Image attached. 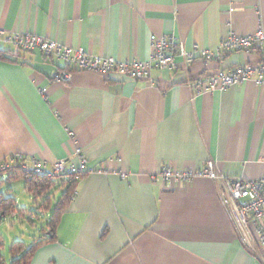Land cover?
<instances>
[{
  "label": "crops",
  "instance_id": "crops-1",
  "mask_svg": "<svg viewBox=\"0 0 264 264\" xmlns=\"http://www.w3.org/2000/svg\"><path fill=\"white\" fill-rule=\"evenodd\" d=\"M0 29L90 57L146 61L151 37L190 52L215 50L230 32L264 33V0H0ZM0 52L8 58L0 59V161L78 166L79 150L87 162L54 240L27 264H264V246L237 227L213 181L160 176L164 166L200 171L212 160L226 177L264 179V83L192 85L206 73L256 66V48L186 69L177 57L176 68H153L146 79L76 71L68 82L52 79L60 61L1 41Z\"/></svg>",
  "mask_w": 264,
  "mask_h": 264
},
{
  "label": "built area",
  "instance_id": "built-area-1",
  "mask_svg": "<svg viewBox=\"0 0 264 264\" xmlns=\"http://www.w3.org/2000/svg\"><path fill=\"white\" fill-rule=\"evenodd\" d=\"M0 41L25 52H39L45 59H54L62 63V68L53 74L54 81L68 82L76 71H93L107 75L112 72L124 74L129 78L140 80L149 77L151 69L176 68V58L180 57L183 68L194 60L204 63L220 60L231 52H248L252 48L262 56L256 66L245 64L227 70H217L197 78L192 85L197 92L226 90L234 84L255 78L258 84L264 83V33L257 31L253 35L239 36L230 32L215 50L194 47L190 52L184 50L183 44L175 39L160 37L150 38V56L146 61H116L109 57H90L81 49H71L33 33H6L0 29ZM79 165L67 164L59 159L49 163L31 159L24 161L19 155L10 156L0 161V173L18 168L25 174H32L51 179L73 176L80 180L87 174L86 159L76 150ZM165 183H188L196 177H205L217 186V195L227 214L233 219L246 237L264 246V179H241L226 177L218 170L212 160L205 167L196 171L188 169L178 172L164 166L160 173ZM124 177V174H120ZM152 180L154 178H151Z\"/></svg>",
  "mask_w": 264,
  "mask_h": 264
},
{
  "label": "trees",
  "instance_id": "trees-1",
  "mask_svg": "<svg viewBox=\"0 0 264 264\" xmlns=\"http://www.w3.org/2000/svg\"><path fill=\"white\" fill-rule=\"evenodd\" d=\"M0 59L8 60L7 56L2 52H0ZM5 173L7 174L8 180L15 177L23 179L26 194L30 197L31 203L36 209L43 212L50 210L44 229L46 232L41 233L38 240H34L28 247L21 241L13 242L9 251V262L6 261L0 253V264H27L39 245L54 240V228L59 222L61 214L71 200V197L74 195L77 183L85 175L80 180H75L73 176L51 179L25 174L18 168ZM58 191H60V193L56 197ZM15 203L12 197L6 199L0 197V214L5 217L9 214L18 212L20 216H23V211L17 209ZM52 204L53 207H51Z\"/></svg>",
  "mask_w": 264,
  "mask_h": 264
},
{
  "label": "rangeland",
  "instance_id": "rangeland-1",
  "mask_svg": "<svg viewBox=\"0 0 264 264\" xmlns=\"http://www.w3.org/2000/svg\"><path fill=\"white\" fill-rule=\"evenodd\" d=\"M0 195L12 197L16 202L15 207L24 211L23 216L16 212L0 221V253L9 262L11 243L21 241L26 247L30 246L45 229L50 211L36 209L24 192V181L18 178L8 180L6 173H0Z\"/></svg>",
  "mask_w": 264,
  "mask_h": 264
},
{
  "label": "water",
  "instance_id": "water-1",
  "mask_svg": "<svg viewBox=\"0 0 264 264\" xmlns=\"http://www.w3.org/2000/svg\"><path fill=\"white\" fill-rule=\"evenodd\" d=\"M2 218H3V216L0 214V221H1Z\"/></svg>",
  "mask_w": 264,
  "mask_h": 264
}]
</instances>
